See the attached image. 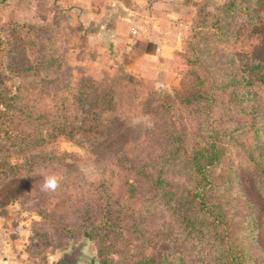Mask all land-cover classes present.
Listing matches in <instances>:
<instances>
[{
  "label": "rangeland",
  "instance_id": "1",
  "mask_svg": "<svg viewBox=\"0 0 264 264\" xmlns=\"http://www.w3.org/2000/svg\"><path fill=\"white\" fill-rule=\"evenodd\" d=\"M224 2L225 0H202L199 3L188 4L191 7H187L180 18H174L168 27L172 33L163 32L162 29L160 31L154 29L151 32L152 27L156 25V19L147 20L145 21L147 34L132 33L136 36V45L134 44L130 50L119 51L111 50L113 38L106 39L92 33L94 23L88 19L84 20V23L70 13L61 14L54 20L43 18L37 23L36 28L31 30L33 34L28 35L25 41L22 38L17 40L11 35L10 22L21 25L32 23L7 19L5 21L3 11L0 10V72L5 73L4 82L11 89L10 96L18 92L17 86H25L36 80L52 79L54 84L56 82L59 83L56 85L62 86L68 82L76 88L82 78L90 77L108 89L113 86L116 92L115 102L119 104L117 114L123 121L120 130L125 132L120 138L119 146L131 148L132 154L135 153V148H139L140 142L153 149L162 139L159 136L145 137V133L141 134L143 127L154 125L153 115L147 114L143 109L135 111V93L148 95L155 92L157 96L166 93L174 97L181 90L182 78L196 69L190 61L193 58L190 47L196 40L194 27L199 12L194 18L193 14L196 9L199 11L202 8L214 12ZM250 3L252 17L237 22L243 25L237 28V32H241L240 40L236 42L230 36L227 45L220 44L238 59L248 61L250 56L243 53V44L247 48H250L251 44V47L254 45L264 47V0H250ZM124 7L125 4L115 7L112 13H121L122 17H126L130 13V5ZM138 11L140 13L138 12L136 21L143 23V19L139 20L143 10ZM231 30L234 31L233 28ZM250 36L251 39L246 38ZM217 43L212 40L209 46L218 50L220 46ZM20 49L23 51L22 57L27 66L41 64L43 67L35 66L36 71H14L12 66L16 63ZM53 52L57 55H52ZM222 54L218 53V56L222 58ZM52 61L55 66L44 67L46 63ZM23 91V95L28 97L25 101L27 106L48 114L56 111L54 106L58 97L62 95L70 97L65 89L53 94L48 89H41L38 92L29 89ZM48 95L51 96L50 100ZM39 99L40 104L37 105ZM228 102L225 95L221 102L210 108L211 112L214 111L211 130L219 124L217 118L222 113L220 110H225L230 102H232L230 108L240 111L243 108L241 103H236L234 97ZM26 118L28 120L25 122ZM50 118V125L42 128L41 123H37V118L23 117V126L14 133L17 136L14 139L5 133V127L0 130V260L10 264H50L53 258L68 249L72 243L78 244L79 241L88 239L87 258L82 264H102L103 258L109 264H120L117 251L125 249L121 243L118 245L113 243L110 246L107 241L105 249L107 247L108 249L106 254L101 256L96 241L83 233L71 237L67 234L56 236L52 231V238L49 236L41 238L40 248L34 245L38 235L50 229L47 219L49 216H54L64 224L75 223L77 222L75 209L78 206L84 207L85 202L96 196L112 194L113 199L110 197L102 202L106 207L114 203L113 208L119 211L121 207L123 214L135 211V206L145 208L149 199L145 190L135 200V196L131 195V185H135L136 180L135 174L123 168L118 169L115 164L117 162L110 146L113 145V138L118 129H115L111 139L101 146L91 148L87 143L82 145L70 141L67 136H59L52 127L54 123L52 116ZM235 118L242 122L236 116ZM229 127L237 129L235 136L220 140L222 161L217 164L219 166L211 176L214 183L222 185L218 192L223 201H229L231 205L233 220L224 223L222 230L227 228L235 240L234 253L242 254L241 247L246 243L247 252L251 251L253 257H261L264 255V194L257 190L254 162L251 158L258 162L263 149L257 151L258 144L255 143L254 134L252 132L246 134L243 125L234 123ZM42 134L48 142L44 148H37ZM202 135L207 142L211 138L208 131ZM25 142L28 145H25ZM199 144L192 139L188 141L190 150ZM53 175L59 178L56 190H45L43 187L45 178ZM203 184L202 189L208 186L205 182ZM262 184L264 185V182ZM122 224L125 226L124 230L129 226L126 220ZM251 229L254 230L253 235ZM77 230L81 232L79 228ZM211 238L210 235L199 237L198 244L187 250L191 253L188 258L190 264H221V252L211 251L209 242ZM132 243L135 251V241ZM177 250L181 252L180 248ZM253 261L254 259H250L249 264H255ZM261 264H264V261Z\"/></svg>",
  "mask_w": 264,
  "mask_h": 264
},
{
  "label": "trees",
  "instance_id": "2",
  "mask_svg": "<svg viewBox=\"0 0 264 264\" xmlns=\"http://www.w3.org/2000/svg\"><path fill=\"white\" fill-rule=\"evenodd\" d=\"M198 12L194 27L196 40L190 47L193 53L190 61L196 69L182 78L181 90L174 97L166 93L159 96L155 92L148 95L135 93V111L143 109L153 115L154 125L143 127L141 134L162 139L153 149L140 142L139 148H135L132 154L131 148L119 146L125 132L120 130L123 121L117 114L119 104L115 102L113 86L108 89L90 77L82 78L76 88L68 82L62 86L56 85L59 84L56 82L54 84L52 79L36 80L25 86H17L18 92L10 96L11 89L4 82L5 73L0 72V130L5 127L9 138H17L14 133L23 126V117L37 118V123H41L43 128L50 125L52 116V127L59 136H67L78 144L87 143L91 148L111 139L115 129H118L110 146L117 162L115 164L118 169L123 168L135 174V185H131V195L135 196V200L145 190L149 195L145 208L135 206V211L126 214L121 213V207L119 211L114 209V203L106 207L102 201L112 198V194H103L102 197L96 196L85 202L84 207L75 209V223L64 224L54 216H49L50 229L38 235L34 243L37 248L41 247L42 239L47 236L52 238V231L56 236L67 234L71 237L83 233L96 241L101 256L106 254L107 241L110 246L121 243L125 249L116 250L120 264H190L188 258L191 253L187 250L198 244L199 237L210 235L211 251L221 252V264H249L250 259H254L255 264L264 261V255L253 257L251 251L247 252L246 243L241 247L242 254L234 253L235 240L227 228L222 230L224 223L233 220L231 205L229 201H223L218 192L222 185L218 186L211 180L219 166L217 164L222 161L220 140L234 137L237 129L229 125L237 123L244 126L246 134H254L257 151L263 149L260 160L257 162L251 158V161L254 162L257 190L264 194V47H251V44L247 48L243 44V53L250 56V61L238 59L221 47L230 42V36L236 42L242 37L241 32H237L241 25L237 22L252 17L250 0H225L214 12L203 8ZM10 23L11 35L24 41L38 25ZM243 23L246 25L245 21ZM246 38L251 39L252 36ZM212 40L219 43L218 50L209 46ZM22 53L20 49L16 63L12 66L14 71H36V67H43L41 64L27 66ZM218 53H223L222 58ZM52 55L56 56L57 53L53 52ZM53 66V61L44 65L45 68ZM23 89L32 92L48 89L52 94L65 89L71 98L65 95L58 97L54 106L56 111L48 114L27 106L25 101L28 97L23 95ZM225 95L229 102L234 97L243 108L241 111L230 108L232 102H228L225 110H220L222 113L217 118L219 124L211 130L214 111L211 112L210 108L221 102ZM48 97L50 100L51 96ZM36 104H40V99ZM207 131L211 137L207 138L208 142L202 135ZM44 136L42 134L40 137L37 148L46 146L48 141ZM190 139L200 144L190 150ZM25 145H28L27 142ZM203 182L208 184L204 189L201 188ZM124 220L129 222L125 230L122 224ZM250 231L253 235L254 230ZM132 241H135V251ZM102 260V264H109L104 258Z\"/></svg>",
  "mask_w": 264,
  "mask_h": 264
},
{
  "label": "crops",
  "instance_id": "3",
  "mask_svg": "<svg viewBox=\"0 0 264 264\" xmlns=\"http://www.w3.org/2000/svg\"><path fill=\"white\" fill-rule=\"evenodd\" d=\"M202 0H0V10L3 11V18L8 21H18L20 23H39L43 18L53 19L61 14L67 13L75 19L89 20L94 23L93 34L101 35L108 39L111 37V50H130L136 43L132 33L137 32L147 34L148 29L145 21L155 20L156 25L153 30L162 29L163 32L172 33L168 27L174 18H180L186 12L188 4L199 3ZM130 5L128 16L122 17L121 13L113 12L115 7ZM137 8V9H136ZM138 9L143 10V23L136 21ZM137 10V11H135ZM191 12L193 11L190 9ZM70 13V14H69ZM140 13V12H139ZM198 9L195 10L193 18L197 16ZM44 14V15H43ZM66 15V14H65ZM146 16H149L146 18ZM183 16V14H182ZM70 17V16H69ZM113 17V18H110ZM25 20V21H19ZM29 20V21H26ZM96 21V22H95ZM168 28V30H167ZM135 29V30H133ZM136 35V34H135ZM136 45V44H135ZM51 263V262H50ZM0 264H10L1 261Z\"/></svg>",
  "mask_w": 264,
  "mask_h": 264
},
{
  "label": "water",
  "instance_id": "4",
  "mask_svg": "<svg viewBox=\"0 0 264 264\" xmlns=\"http://www.w3.org/2000/svg\"><path fill=\"white\" fill-rule=\"evenodd\" d=\"M88 244V239H83L78 244L72 243L68 249L61 251L56 258H53L50 264H82L87 258Z\"/></svg>",
  "mask_w": 264,
  "mask_h": 264
},
{
  "label": "clouds",
  "instance_id": "5",
  "mask_svg": "<svg viewBox=\"0 0 264 264\" xmlns=\"http://www.w3.org/2000/svg\"><path fill=\"white\" fill-rule=\"evenodd\" d=\"M58 179L59 178L54 175L46 177L43 185L44 189L49 191H55L58 186Z\"/></svg>",
  "mask_w": 264,
  "mask_h": 264
}]
</instances>
